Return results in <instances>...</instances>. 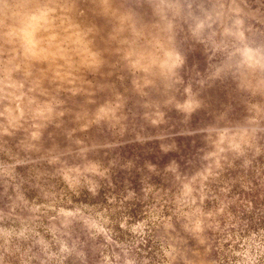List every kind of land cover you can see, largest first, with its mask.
Returning a JSON list of instances; mask_svg holds the SVG:
<instances>
[{
	"label": "rangeland",
	"instance_id": "rangeland-1",
	"mask_svg": "<svg viewBox=\"0 0 264 264\" xmlns=\"http://www.w3.org/2000/svg\"><path fill=\"white\" fill-rule=\"evenodd\" d=\"M0 264H264V0H0Z\"/></svg>",
	"mask_w": 264,
	"mask_h": 264
}]
</instances>
